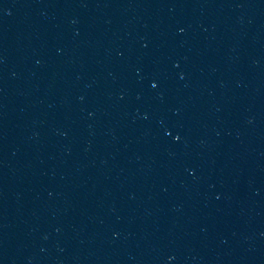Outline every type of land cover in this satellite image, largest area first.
<instances>
[{
  "label": "water",
  "instance_id": "water-1",
  "mask_svg": "<svg viewBox=\"0 0 264 264\" xmlns=\"http://www.w3.org/2000/svg\"><path fill=\"white\" fill-rule=\"evenodd\" d=\"M0 264H264V0H0Z\"/></svg>",
  "mask_w": 264,
  "mask_h": 264
}]
</instances>
